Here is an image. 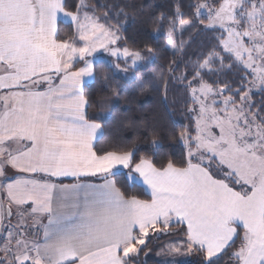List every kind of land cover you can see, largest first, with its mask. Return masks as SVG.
Wrapping results in <instances>:
<instances>
[{
  "label": "snow or ice",
  "instance_id": "6c2138e0",
  "mask_svg": "<svg viewBox=\"0 0 264 264\" xmlns=\"http://www.w3.org/2000/svg\"><path fill=\"white\" fill-rule=\"evenodd\" d=\"M67 6L0 0V264H147L166 237L159 264H264V99L253 100L264 97V0H193L157 18L177 52L196 28L216 40L191 80L176 78L188 123L164 139L185 152L165 162L136 140L102 147L107 101L88 90L115 95L156 49L121 43L120 20L87 0ZM234 69L231 81L205 78ZM151 86L135 77L139 91ZM142 135L149 151L162 146L158 129Z\"/></svg>",
  "mask_w": 264,
  "mask_h": 264
},
{
  "label": "trees",
  "instance_id": "16d2710c",
  "mask_svg": "<svg viewBox=\"0 0 264 264\" xmlns=\"http://www.w3.org/2000/svg\"><path fill=\"white\" fill-rule=\"evenodd\" d=\"M79 0H68L67 10H74L73 6ZM91 7L97 9V15L103 17L105 12L109 15L115 14L116 19L109 21L116 25L117 19L123 27L120 34L124 37L121 43L130 48L149 44L155 51L151 60L144 63L139 69H130L127 79L120 80V86H116V94L110 91L104 92L102 85H89L88 90L99 99L107 101L104 109L105 116L100 121L104 126V138L102 147H109L116 143H127L136 140L142 145L141 155H152L158 153L161 162L166 160H179L184 155L185 149L178 141L164 139L173 129L179 130L188 123L187 109L190 106V97L185 88L187 80L192 79L193 66L200 55L207 50L210 45H214L216 40L210 31H202L200 28L191 30L183 36V49L178 54H173L166 47L164 36L157 31L159 24L157 18L163 13L173 15L177 8L181 12H189L188 5L193 0H87ZM108 6V7H105ZM123 12L125 15L121 16ZM207 23V21H205ZM63 34H68L71 28L62 22L58 23ZM107 56V55H105ZM114 59V58H112ZM124 67L123 61H120ZM226 73L216 76H206L208 80H233L235 73ZM135 77L154 82V86L145 91H139L135 85ZM187 77V80L176 79ZM264 99L260 94L254 95L253 100L259 104ZM90 114L101 111L96 104L89 110ZM155 128L160 132L159 139L162 146L148 150V145L144 142L143 133ZM157 137H150V139ZM155 159L156 157L153 156ZM140 198H149L147 194H141V189L134 190ZM169 238H163L150 245L151 252L146 259L147 264H159L157 253L160 249L157 244L168 243ZM187 264H194L196 257H184ZM224 264H227L225 257Z\"/></svg>",
  "mask_w": 264,
  "mask_h": 264
},
{
  "label": "crops",
  "instance_id": "0c3cea01",
  "mask_svg": "<svg viewBox=\"0 0 264 264\" xmlns=\"http://www.w3.org/2000/svg\"><path fill=\"white\" fill-rule=\"evenodd\" d=\"M64 17L63 16H61L60 18H59V20H58V23L59 22H62V23H64V24H66L65 22H64ZM90 182H93V183H97L98 181H96V180H91ZM63 183H65V184H71V183H75V181L72 179V178H63ZM37 227H38V225H37Z\"/></svg>",
  "mask_w": 264,
  "mask_h": 264
},
{
  "label": "rangeland",
  "instance_id": "374dc122",
  "mask_svg": "<svg viewBox=\"0 0 264 264\" xmlns=\"http://www.w3.org/2000/svg\"><path fill=\"white\" fill-rule=\"evenodd\" d=\"M183 47H184V46H183ZM183 47H182L181 50L178 51V52H177L176 50H174V49H171V48H169V50H170L173 54H178V53H180V52L182 51ZM105 55H108V54L105 53ZM114 59H115V58H114ZM256 95H257V94H256ZM13 223H15V219L13 220ZM163 258H164V256H163V255H160L159 260H161V259H163ZM180 259L186 261V258H184V257H182V258H180Z\"/></svg>",
  "mask_w": 264,
  "mask_h": 264
}]
</instances>
